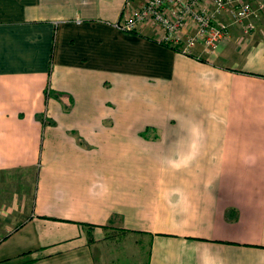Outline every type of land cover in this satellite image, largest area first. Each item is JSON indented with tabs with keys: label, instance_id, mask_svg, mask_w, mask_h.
Returning <instances> with one entry per match:
<instances>
[{
	"label": "crops",
	"instance_id": "crops-1",
	"mask_svg": "<svg viewBox=\"0 0 264 264\" xmlns=\"http://www.w3.org/2000/svg\"><path fill=\"white\" fill-rule=\"evenodd\" d=\"M144 1L0 0V264H264V13L185 53Z\"/></svg>",
	"mask_w": 264,
	"mask_h": 264
},
{
	"label": "built area",
	"instance_id": "built-area-1",
	"mask_svg": "<svg viewBox=\"0 0 264 264\" xmlns=\"http://www.w3.org/2000/svg\"><path fill=\"white\" fill-rule=\"evenodd\" d=\"M209 5V11L203 7ZM264 13V0H146L118 22L125 32L139 25L157 26L160 41L190 53L196 46L204 52L214 50L227 35V23L242 25L244 32L254 30V21Z\"/></svg>",
	"mask_w": 264,
	"mask_h": 264
},
{
	"label": "rangeland",
	"instance_id": "rangeland-1",
	"mask_svg": "<svg viewBox=\"0 0 264 264\" xmlns=\"http://www.w3.org/2000/svg\"><path fill=\"white\" fill-rule=\"evenodd\" d=\"M229 158L230 157L227 159ZM36 173L37 172L34 168L26 171L15 170L12 172H0V230H2V232H7L10 226L6 224V222L9 216L13 215V211L9 210L13 203L14 205H18L22 200H24V203H26L28 207L32 205L34 187L37 179ZM222 174L228 179L233 177L234 174H239L240 176V171L237 172L236 170H231L222 172ZM247 174L248 171L241 172L240 177L244 179ZM122 234L124 235L125 233L118 230L114 231L112 232L111 238L112 240L119 241ZM1 236H3L2 233L0 234V237Z\"/></svg>",
	"mask_w": 264,
	"mask_h": 264
},
{
	"label": "trees",
	"instance_id": "trees-1",
	"mask_svg": "<svg viewBox=\"0 0 264 264\" xmlns=\"http://www.w3.org/2000/svg\"><path fill=\"white\" fill-rule=\"evenodd\" d=\"M133 31H135V30H133ZM133 31H129V32H133ZM128 32V33H129ZM163 43V42H162ZM163 44H166V45H169V46H171L172 48H174L175 50H179V48L177 47V46H172V45H170L169 43H163Z\"/></svg>",
	"mask_w": 264,
	"mask_h": 264
}]
</instances>
